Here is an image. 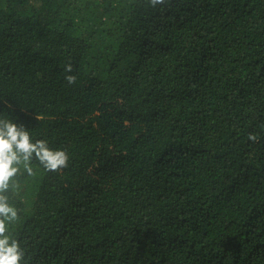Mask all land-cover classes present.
Masks as SVG:
<instances>
[{
    "label": "trees",
    "instance_id": "obj_1",
    "mask_svg": "<svg viewBox=\"0 0 264 264\" xmlns=\"http://www.w3.org/2000/svg\"><path fill=\"white\" fill-rule=\"evenodd\" d=\"M7 125L16 264H264V0H0Z\"/></svg>",
    "mask_w": 264,
    "mask_h": 264
},
{
    "label": "clouds",
    "instance_id": "obj_2",
    "mask_svg": "<svg viewBox=\"0 0 264 264\" xmlns=\"http://www.w3.org/2000/svg\"><path fill=\"white\" fill-rule=\"evenodd\" d=\"M35 151L49 167L63 163L62 153H52L42 142L32 143L27 133L18 131L14 125L0 130V193L9 187L10 178L18 171L21 160L27 161ZM16 210L7 203L6 196L0 195V234L5 231V221L16 218ZM8 238H0V264H16L18 255L15 245L9 246Z\"/></svg>",
    "mask_w": 264,
    "mask_h": 264
}]
</instances>
